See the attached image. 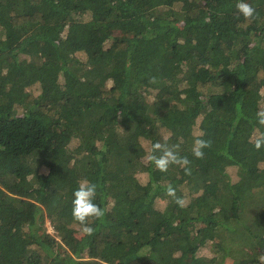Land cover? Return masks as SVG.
Here are the masks:
<instances>
[{
    "label": "trees",
    "instance_id": "obj_1",
    "mask_svg": "<svg viewBox=\"0 0 264 264\" xmlns=\"http://www.w3.org/2000/svg\"><path fill=\"white\" fill-rule=\"evenodd\" d=\"M239 2L0 0V264H224L241 245L259 264L264 0H244L251 20ZM142 141L179 144L191 175ZM82 179L105 212L91 236L71 216Z\"/></svg>",
    "mask_w": 264,
    "mask_h": 264
},
{
    "label": "clouds",
    "instance_id": "obj_2",
    "mask_svg": "<svg viewBox=\"0 0 264 264\" xmlns=\"http://www.w3.org/2000/svg\"><path fill=\"white\" fill-rule=\"evenodd\" d=\"M237 12L245 19L251 20L255 14V9L251 4L240 0L236 4ZM156 82V78L152 77L149 80L150 84ZM257 128L253 135V147L256 150L264 148V109L258 110L255 114ZM205 133L201 131L199 136L194 139L191 149L192 155L196 159H203L204 149L211 147V141L203 137ZM180 145H169L166 141H157L152 143L148 148L146 154L141 158L146 164L153 165L160 172H167L172 165L183 168L185 175H191L192 169L190 167L191 161L186 156L179 155ZM98 185L82 179L78 183V187L73 192V199L71 202V216L76 222L82 234L91 236L94 234L95 229L90 226V219H102L105 212L98 204L94 202L97 195ZM165 194L171 197L174 203L183 208L186 206V201L182 197L176 196V189L169 183ZM259 264H264V255L258 257Z\"/></svg>",
    "mask_w": 264,
    "mask_h": 264
},
{
    "label": "rangeland",
    "instance_id": "obj_3",
    "mask_svg": "<svg viewBox=\"0 0 264 264\" xmlns=\"http://www.w3.org/2000/svg\"><path fill=\"white\" fill-rule=\"evenodd\" d=\"M82 58H83V57H82ZM142 144H143V146L146 147V149L148 148V145H147L146 142L142 141ZM227 172H228V174H229V178L231 179V181H232V182H235V181L237 180V177H236V175H235L236 170H235V169H232V168H229V169H227ZM137 177H138V179H139L140 181H145V179H146L145 176H144V175H141V174L138 175ZM163 207H164V203H162V202H156V208H158V209H162ZM46 228H47V231H48L49 234H51V235H55L54 230H53L52 227L48 224V222H46ZM244 251L247 252V250H244V248H242V245H241L240 247H237V248L234 250L232 256H231L230 258H227V259L225 260L224 264H239V260H240V258L242 257V254L244 253ZM203 255H209V252H208L206 249H202V250L200 251V256H203Z\"/></svg>",
    "mask_w": 264,
    "mask_h": 264
}]
</instances>
